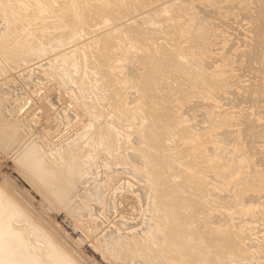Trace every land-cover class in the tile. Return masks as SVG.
<instances>
[{
	"label": "bare ground",
	"instance_id": "bare-ground-1",
	"mask_svg": "<svg viewBox=\"0 0 264 264\" xmlns=\"http://www.w3.org/2000/svg\"><path fill=\"white\" fill-rule=\"evenodd\" d=\"M93 1L94 0H0V150L8 155L12 167L18 169L19 174L21 173L25 178L24 180L28 181L30 186L32 185V188L34 187V189L39 192L37 193L35 191L37 194H40V197H43L44 202H46L45 200L47 199L54 202L56 201L60 209L64 210V212L76 223L78 222L77 214L80 212L83 213L82 216L85 215L88 217L91 214L100 215L102 213L103 203L108 198L107 191L111 189V184L114 185L118 182V180L114 178L116 181L113 183L114 179L111 178L112 176H115L117 179L123 177H125V179L126 177L131 179L132 184L130 183V185H132V189L138 193L137 195L140 196L142 202L139 221L126 222V217H124V222L123 220L121 222V225L125 227L123 228L120 226V222L110 220L107 228L105 230L103 229L104 231L102 230L103 234H108L107 232H110L108 236L102 234V237L105 236L104 239L112 235V242L109 239L110 236L108 238L110 244L107 243L108 246L105 247L103 245L102 250L104 251L106 249L111 257L115 255L117 257V264H210L214 262L216 264H257L258 258L264 259V235L262 239L258 237L256 242H251L249 244L243 241L240 235L244 233V227L250 222L251 217L253 220L254 212L251 210V207L253 206L254 209V205H257V203L260 205V201L258 202V199H260L259 197L255 198L256 195L246 197L247 195L245 194V196L243 193H246L252 188L250 187L251 185L249 186V184H252L251 182L246 185L248 183L247 179L251 180L249 178V172L252 171V173L258 175H260L259 173L264 174V168L260 169L261 167H258L262 165V167H264V153L263 155L261 153L258 155L259 151L264 150L263 145V149L261 148L262 150L259 149L258 151V148H260L264 142L261 143L259 141L260 139H257L261 135V139L264 140L262 138V135L264 137V128L263 126L261 127L262 122L258 124L255 121L257 126L260 125L259 130H262L260 132H263V134H258L257 140L252 136L253 134L255 135L257 131L254 132V130H251L254 133L251 132L252 134H250L249 131V133H247L252 136V138L248 136L247 142L248 139H253L255 141V143L253 141L255 144H253V146L254 149L255 147L257 148V157L254 152L256 149L254 150L252 148L254 151H252V155H250L248 152L249 149H247L248 151L245 149L246 144L244 140L240 138L245 135V133H243L244 135L242 136L241 131L247 132L243 129H247L248 126L243 128L237 127V134H234L235 130L233 126L230 128L234 131L228 129V125L232 124L229 123V121H231L230 118L233 116L232 113L230 114V112L228 113L224 110L223 112H217V110L211 112L206 109L210 108L209 106L204 105L205 103H201L200 105L205 106V110H202V106V109L198 110L200 105L196 108L200 113V118L213 114L219 117V119H217V117L215 118V120H219H216V124L212 122L214 127L212 128L213 134L211 138L206 136L208 139L203 138L204 141L202 143H199V141L197 142V139L192 136V134H198V130L202 131V127L194 128V126H185L182 124L181 119H178L182 116L177 115L178 117H176L175 115V111L180 104H182V106L179 108L182 109L184 113H190V110L187 109L191 107L185 106L183 108V105L184 101L187 100L188 89L191 83L194 85L196 83H207V85L210 82L214 83L208 91H206L205 86H202L205 92L203 98H207L208 100L212 99L213 97H210L214 96V94L218 97L217 94L219 93H233V88L231 87L233 82L230 81L227 74L234 73L233 70L236 69L234 68V63L236 61L234 58H231L227 50L224 53L215 55V59L212 60L211 56L215 52L212 50L213 48H211L212 46L209 42L210 35L203 30L200 25L203 22L209 23V19L205 16L210 15L208 13L206 15L205 12H208L211 5L216 6L217 4L218 7V4H220L221 7L225 5L230 8L234 5L236 6L237 4L235 3L238 1L241 2L242 0H230L228 3H224V0H192L193 3L199 1L204 5V7L202 5L200 6L199 11H195L194 8L191 11L192 13H190L192 9L191 7L189 8L190 5L185 6V3L176 2L178 0L170 2H168V0L167 4H165L166 1L162 3L164 2L162 0H126L124 3H122L121 0H105L103 4H95ZM160 1H162V5ZM253 1L259 2L258 4H263L264 2H262V0ZM157 2L160 3L156 6L160 11L159 14L156 15L150 12L149 15L143 16L141 12L138 14V17H136L135 22L125 23L126 16H130L131 13L137 14L138 8H146L147 5L151 6ZM248 2L244 4H249ZM250 2H252V0ZM196 4L193 5L196 6ZM241 4L242 3H240V5ZM208 6L209 8H207ZM252 6L254 5L252 4ZM255 6V8H257L259 5L255 4ZM196 7L199 8V5ZM214 8L216 12L219 11L216 7L210 8L211 11H214ZM232 9L233 8H231V10ZM239 9L242 11L240 7ZM235 10L233 9V14ZM180 11H187L188 13L185 24L186 27H182V23L177 19V15ZM246 12V15L250 13H253V15L255 14L253 11L248 13L249 10ZM262 14L264 15V13ZM80 15H84L83 19L80 18ZM232 15L230 17H232ZM243 15L246 16L245 12ZM59 16H64L65 19H61ZM261 17L263 16H259V21L258 19L256 20L260 24L264 23L260 22ZM213 18H216V20ZM213 18L210 19H213L215 23L213 24L212 21V25H218L216 21L219 18L216 16ZM226 19H228V17ZM61 21L65 23L74 22V27L72 28L75 30H80L85 27V25L90 27L92 24L97 26H108L110 27L109 31L113 34L111 37H108L107 34L101 35L99 38L90 42L87 48H78L74 50V52H78V55L73 54V61H66L67 65L66 63L64 64V69L67 71L68 75L66 78L62 77L63 80H59V82L64 87L65 91L69 93H66L68 98L70 95L73 99V106H75L74 108L71 105L73 109H77L83 115H85L87 111L90 117V123L87 124L85 130L78 133V135H80H77V138H80L79 140H77L75 136H70V140L63 146H59V138H52L51 134L46 133L45 129L43 130L46 123L44 118L37 115L39 121L36 120L37 124H35L32 122L31 118L33 112L31 114H28V111L24 112L27 108L25 105H28L26 104L28 101L25 100H28V97H24L26 92L23 93V90H21L22 88H19L20 86L16 87V85L19 84H16L17 81L15 80L16 68L24 67L28 63H33L36 58L49 52L54 44L63 37L65 29L64 26L59 25ZM221 22L220 24L223 23ZM254 24H256V22ZM254 24L253 26L256 27L257 24ZM262 25L263 24H261V26ZM137 27L139 28L137 29ZM150 27L158 29L157 36L152 37L145 34ZM190 27H192V29H189ZM219 27L221 26L219 25ZM124 29L130 30L128 37L133 39L128 44L120 43V45L125 47L126 55L122 49H120L121 51H117L119 48L116 49L117 44L115 42L119 38V33ZM254 30L256 31L257 29L253 28V30L249 31L253 32ZM225 32L221 35L226 37L229 42L234 32H231L232 36L224 34ZM257 33L258 32H256V34ZM256 34H252L253 36L255 35L254 38ZM249 35H247L248 39L250 38ZM259 35L262 36L261 34ZM238 37L240 36L238 35ZM236 39L237 38H235V40ZM251 39L250 41H252ZM247 40L245 42L246 44L249 41ZM101 41H103V43ZM135 41L137 42L135 43ZM155 41L158 42L156 47L151 44V42ZM233 43H235V41ZM249 43L251 44V42ZM260 44L264 45V42ZM257 45H259L258 42ZM257 45L255 44V46ZM136 46L142 47L139 49ZM244 46L246 47L245 44ZM248 46L250 45H247V47ZM258 47L255 49H259ZM170 48L177 49L178 54L175 56L168 50ZM249 48L251 47H248V50ZM157 50L161 51L159 52V58L157 57ZM237 50L238 48L236 47L235 51ZM197 51L201 52L200 55H197ZM258 52L260 53V50ZM263 52H261L260 56ZM234 53L235 52H233V54ZM247 54H245V56ZM169 55L171 57H169ZM248 56L245 59H247ZM255 56L253 55V59L256 58ZM249 57L251 58V56ZM132 58H136L135 61L140 62L141 65L139 66H142L143 69L139 70V66L135 67L131 65L129 59ZM243 58L241 56L242 61ZM165 59L166 61H164ZM209 59H211V61ZM242 61L241 64L243 65ZM110 62L113 64H110ZM252 62L253 61H251L250 64L253 67L255 65L254 63H258L259 61ZM262 63L263 62H261V65ZM114 64L120 67L119 73L114 71ZM125 65L134 70L136 83L139 84V87H137L135 91H130V93L136 96L131 105L126 103V100L130 96L129 90L126 88L124 91H119L117 87L118 80L121 85L123 81L131 82L129 80L134 79H126L123 77L122 72L126 69ZM237 65L239 66L240 64ZM258 66L262 67L260 65H257V69L254 67L255 74L256 70L259 72ZM208 68H211L215 74H208ZM263 68H261V76L263 74L262 71H264L262 70ZM161 69L162 71L159 72ZM193 69H195L196 72ZM192 70L194 73L187 75V72ZM41 72L43 74V71ZM23 73L26 75L29 71L25 70ZM218 73H223V75L218 76ZM40 76L42 75L40 74ZM29 77L30 73L27 74L25 83L29 84V87H31L32 80H29ZM43 77L45 78V76ZM254 78H256V76L252 79ZM101 79H107V81H109L108 89L101 87ZM153 79H155V81ZM261 79H264V77L259 78V82H257L256 79L254 80L257 84L263 82ZM156 82L158 84L155 86ZM251 82H253V80ZM256 84L253 85L255 87L259 85ZM33 87L34 86H32V88ZM255 87H250L252 90V92L250 90V94L254 93V90L257 88ZM261 88L263 89V87ZM259 91L261 90L259 89ZM234 93H236V88ZM260 93L261 92H259V94ZM14 94L18 96V98H15L17 99L16 101L13 99ZM231 95L232 94H229V96ZM258 95L256 94L255 97L257 96L259 100L264 96L261 95L260 98ZM216 96H214L215 99ZM71 98H69L70 101ZM229 98H231V101L234 100V97H228V99ZM217 99L219 100L220 96ZM224 99L222 98V100ZM251 99H253V102L258 100L256 98L254 99V97ZM259 100L257 102L258 107H260L259 104H262ZM57 102V98L54 97L51 106H49L50 110L53 106L57 107L55 111L56 115L53 116L52 111L46 110L45 117L54 121L56 128L60 129L62 126H66L68 122V120H63L66 118L67 110L65 111L66 108H63L64 110L62 109L65 105L59 107ZM207 104L209 103L207 102ZM69 105L70 103L68 106ZM244 105L246 106V104ZM250 105H252V103ZM138 106L140 108L137 109L136 115H138V119L141 120V123L139 125L131 121H126V123H124L122 115H127L128 120H132L134 115L132 110ZM255 106L256 104L254 107ZM105 108L114 109L113 113L107 117V126H115L121 129V134L115 140L111 141V131L107 128L106 130L96 131L92 133V136L85 138L87 134L89 135L94 128L99 126L96 116H100ZM262 108L264 109V107ZM262 108L260 107V109ZM245 109L246 115L248 116L247 110L249 107L247 108L246 106ZM253 109L254 108H252V110ZM78 111L75 110L74 113ZM257 112L256 114H258ZM244 113H242V115ZM260 113L262 114V111H260ZM252 115L249 117H252L253 120L255 114L253 115L254 117ZM249 117L248 119L251 120ZM257 117H255L256 120ZM259 117L262 119L261 115ZM242 119L246 120L247 118L243 117ZM248 119L247 121L250 125L252 120L249 121ZM148 120H151L152 123L153 128L151 131L147 129L142 132L132 127H141L142 122H149ZM127 122L130 125H127ZM226 126H228V128ZM215 127H221L222 129L218 131ZM250 129L251 128H249V130ZM210 133L208 134L210 135ZM81 134L83 135L81 136ZM177 134H179V138L173 139L172 137ZM202 134L200 132L199 135L201 136ZM128 136L134 138L133 145L126 148L114 147L115 144L118 145L126 140ZM144 140H148L150 144L149 149L143 147ZM251 140L249 142H252ZM257 141L261 143L260 147L256 146V144H259ZM101 143H106L110 146V150L105 152L106 156L104 152L100 154L96 153V150L101 147ZM230 143L235 144L239 150H227V145ZM248 146L252 147V144L250 143ZM146 153L152 154L153 157H148ZM253 154H255V158ZM144 157H147L148 160L146 163L142 164L144 162ZM101 165L104 166L103 171L108 170L106 174L98 172L99 170L95 168V166H99L100 168ZM225 165L228 167L243 168L239 171V183L228 184L226 187H222V181L216 182V184L211 182L212 184L214 183L215 186H212L210 183L211 186L209 190L207 187L209 182L206 180V174L204 172L207 171L208 168L209 172H213L212 175L217 177L220 173H223L224 175L222 176L224 177L225 173L222 172V167ZM100 169L102 170V168ZM94 170H97V172ZM201 174L205 175L200 176ZM255 176L257 177V175H254V177ZM262 177H264V175ZM260 179H262L260 180L262 182H257V187L253 188L258 192L263 191L264 193V190H262L264 189V178L260 177ZM110 180L112 182H109ZM131 180L127 182L129 183ZM9 181L12 182L10 178H0V264H77L75 262L76 259L73 261L69 254L66 255L67 253H65L63 247L61 249L59 243H57L58 246L55 245L53 248H51V245L46 246L49 242L52 244L54 237L52 238L46 234V232L48 233L49 231H47L46 225L42 223V219L40 220L39 218L41 214H36L34 218H31L32 216L29 212H32V210H30V207H28L30 211L24 207L23 199L21 200L22 203L18 201L17 198H19V196L17 195L19 194L15 195L17 198L12 196ZM107 183H110V185L108 184L110 189L109 187L105 188V184ZM17 184L18 183H16V186ZM237 184H240L242 187H238ZM125 186L126 185L123 187ZM219 187V190L225 192V194L221 192L222 195H218L216 192L206 193L204 191H211L213 188L217 189ZM258 188L260 190H258ZM18 191L17 193H19ZM123 192L125 191L123 190ZM260 194L257 195L260 196ZM26 197L29 199L31 198L32 201L30 194ZM40 197L39 201H41ZM27 198L25 200L26 202ZM137 198L138 197H136V200L139 199ZM83 200L84 203L82 202ZM85 201L87 202L85 203ZM136 202L138 203V201ZM34 205H37V203H34ZM111 205L113 204L111 203ZM244 206H248L246 209L247 212L245 213L247 217L244 219L240 218L241 221L238 219L239 222H235L238 221L237 218L242 216H238L237 214L240 212L241 207ZM39 207H41V205ZM35 208L37 207L35 206ZM112 211L114 210L109 209L108 212L110 213ZM254 211L256 214V210ZM249 212L253 214L250 215ZM261 213H263V211ZM111 214L112 213H110V215ZM99 217L100 221L101 219L104 220L101 216H98V218ZM86 219L84 220L86 221ZM162 222L164 223L162 224ZM85 224L86 223H84V225ZM92 226L90 225L89 227L91 228ZM161 227L167 230L168 234L162 235L160 233ZM81 229L84 230V226ZM87 229L86 231L89 233L90 230L89 228ZM91 229H93V227ZM91 236L93 235H90V237ZM168 236L173 237V239L170 241ZM93 237L91 239H93ZM100 238L99 236L98 239ZM193 245L199 246L200 251L192 253L190 247ZM211 257H213V259ZM208 258L209 261L207 260ZM162 260H164L163 263Z\"/></svg>",
	"mask_w": 264,
	"mask_h": 264
},
{
	"label": "rangeland",
	"instance_id": "rangeland-1",
	"mask_svg": "<svg viewBox=\"0 0 264 264\" xmlns=\"http://www.w3.org/2000/svg\"><path fill=\"white\" fill-rule=\"evenodd\" d=\"M122 1V3H124V2H126V0H121ZM162 1H164V2H162ZM162 1H160V3L162 2V3H165V1H166V3L165 4H167L168 2H170V1H173V0H162ZM168 1V2H167ZM230 0H224V3H228ZM249 0H242L241 2L240 1H238V2H236L235 4H237L236 6L234 5V6H232V7H230V8H228L227 6H225V5H223L222 7L220 6V4H218V7H217V4H216V6L215 5H211L210 6V8L212 9L213 7H216L217 8V10H219V11H217L216 12V9L214 8V11L212 10L211 11V9L209 8V6L207 7V8H209L210 9V11H209V9H208V12H205L206 13V15H207V13L210 15V16H205V17H207V19H209L208 21H209V23H207V22H203L201 25H200V27L203 29V30H205L209 35H210V38H209V42H210V45L212 46L211 48H213L212 50L215 52L214 54H212V56H211V58H212V60H214L215 59V55H219L220 53H224L226 50L228 51V54L231 56V58H234L235 59V66H234V68H236L235 70H233L234 71V73L233 74H227V76H228V78L230 79V81H232L233 82V85L231 86L232 88H230V89H232V92L233 93H231L230 91H228V92H230V93H227V92H225V94H222V93H219V94H217L218 95V97L220 96V99L218 100L217 98V96L214 94V96H216V99H215V97L214 96H211L210 98H212V99H207V98H203L204 97V88H202V86H205V88H206V91H208L213 85H214V83H212V82H210L208 85H207V83H196L195 85L193 84V83H191V86H190V88L188 89V94H187V100H185L184 101V105H183V108L185 107V106H190L191 108L190 109H187V110H190V113L189 114H186V113H184L183 112V110L182 109H180L179 107H181L182 106V104H180L179 105V107H178V109H176V111H175V115H176V117H178V116H182L181 118H178V119H181V122H182V124L183 125H185V126H194V128H200V127H202L201 128V130L203 131H200V130H198L199 131V133L198 134H192V136H194L196 139H197V142L199 141V143H202L203 141H204V139L206 138V139H208V137L209 138H211V136H212V128L214 127L213 126V124H212V122L213 123H215L216 122V120L217 119H219V117L217 116V115H215L214 116V114L213 115H208V116H206V117H202V118H200L199 117V115H200V113H199V111H197V109L196 108H198V106L201 104V103H205L204 105H207V106H209L210 108H206V109H208V110H210L211 112H215L216 110H217V112L218 111H222L223 112V110L224 111H227L228 113L230 112V114L232 113L233 114V116H232V118H230L231 119V121H229V123H232V124H229L228 126H229V128H228V126H226L228 129H230V130H232V128H230L231 126H233V129L235 130H232V131H234V134H237V132H236V129H237V127H245V126H248L247 127V129L245 128V129H243L244 131H247V132H243V131H241V135L243 136L244 134L243 133H245V137L243 136V137H240L241 138V140H244V142H245V146H246V150L247 149H249V153H250V155H252V151H254L255 149V154H256V156H257V153H256V151H257V148L255 147V149H254V146H253V144L255 143V141L252 139H250L252 142H249L250 140L248 139V142H247V138H249L248 136H250V138H252V136H253V138H257V136H258V134L260 133V134H263V132H260V131H262V130H259L260 128V125H258L257 126V124L256 123H260V122H262L261 124V127L263 126V128H264V112H263V108L262 107H264V105H263V98H264V96H262L263 98H261L260 96L261 95H264V93H263V91H264V79H261V81H263V82H261V83H257V84H259V85H257L256 84V82H255V80L254 79H256V81L257 82H259V78H263L264 77V71H262V76L260 75V73H261V68H263V66H264V45H261L260 43H262L263 44V42H264V28H263V26H264V23H261V24H263L262 26H261V24L260 23H258V21H259V16H263L264 17V15L262 14V13H264L263 11V9H264V6H263V4H264V0H262V2H263V4H258L257 3V1H253L252 0V2H248ZM105 2V0H94L93 1V3H95V4H103ZM176 2H179V3H185L186 5L185 6H189V8L191 7L192 9L190 10V13H192L191 11L194 9L195 11H199V9H200V6L202 5L201 4V2H195V3H193V1L192 0H178V1H176ZM249 3V4H244V3ZM255 2V3H254ZM159 2H157V3H155V4H153V5H151V6H146V8H143V7H141V8H138V12H137V14H130V16H126V18H125V23H127V22H135L136 21V17H138V14L139 13H141V15H143V16H146V15H149V13L150 12H152L153 14H159L160 13V11H159V9H158V7H156V6H158L159 4H160ZM162 3H161V5H162ZM197 3V4H196ZM200 3V4H199ZM240 3H242L241 5H240ZM73 4H75V3H73ZM196 4V6L197 5H199V8L198 7H196V6H194V5ZM252 4L254 5V6H252ZM255 4H257V5H259L257 8H255L256 6H255ZM76 5V4H75ZM160 5V6H161ZM193 5V6H192ZM238 5H239V7L242 9L243 7V9H242V11L239 9V7H238ZM245 5V6H244ZM246 5H248V6H246ZM262 5V6H261ZM203 7H204V5H202ZM206 6V5H205ZM245 7H246V9H245ZM261 7H263V8H261ZM202 8V7H201ZM231 8H233L234 10H235V13H237V14H233V9L231 10ZM254 8H255V10H256V12L258 13H256L255 12V10H254ZM260 8V9H259ZM139 9H140V12H139ZM250 9H251V11H250ZM245 10V11H244ZM249 10V12L248 13H250V12H254L255 14L253 15V13H250V14H252V15H250V14H248V15H246V11H248ZM258 10V11H257ZM221 11H222V13H221ZM237 11V12H236ZM245 12V15L247 16H244L243 14H244V12ZM260 11H261V14H260ZM215 12V13H214ZM243 12V13H242ZM212 13H213V15H212ZM221 13V14H220ZM188 13H187V11H180L179 13H178V15H177V19H179L180 20V22L182 23L181 25H182V27L184 26V27H186V20H187V17H188V15H187ZM217 14V15H216ZM234 16H233V15ZM260 14V15H259ZM221 17H220V16ZM224 15H225V17L227 18L228 17V19H226L225 17H224ZM232 15V17H230ZM236 15V16H235ZM244 17H243V16ZM83 16L84 15H80V18L81 19H83ZM192 16V15H191ZM212 16V17H211ZM214 16H216L217 18H219V19H217V21H216V23L218 24V25H212V21H213V19L214 20H216V18H213ZM240 16V17H239ZM249 16V17H248ZM252 16V17H251ZM257 16V17H256ZM61 19H65V17L64 16H59ZM263 17H261V19H260V22H264V18ZM211 18H213L212 20H210ZM224 18V19H223ZM258 19V21H256ZM223 22H221V21ZM211 21V22H210ZM218 21H220L222 24H220V22H218ZM251 22H252V26H253V24L256 22V24L258 23V24H260V25H258L257 24V26L259 27H252L251 26ZM226 23V24H225ZM213 24H215L214 23V21H213ZM226 25V26H224V25ZM227 24H229V25H227ZM256 24H254V25H256ZM60 26H64V29H65V32H64V35H63V37L62 38H60V40L57 42V43H55L54 44V46L51 48V50L49 51V52H47V53H45L43 56H41V57H38V58H36L34 61H33V63H28L26 66H22V67H18V68H16V72H15V80L17 81L16 82V84H19V85H16V87H18V86H20L19 88H22L21 90H23V93L24 92H26V95L24 96V97H28L27 99L28 100H25V101H28L26 104H28V105H25V107H27L25 110H24V112H27L28 114L30 113H32L33 114V116H32V114H31V118H32V122L33 123H35V124H37V122H36V120H38L39 121V118H38V116L40 115L41 116V118H44L45 119V121H46V123H45V126L43 127V130L45 129V132L46 133H48V134H51L52 135V138H59V142H60V144H59V146H63L66 142H68L70 139H69V137L70 136H75L76 138H77V135H78V133H80L81 131H83V130H85V128H86V126H87V124H89L90 123V117H89V114L87 113V111H86V114L85 115H83L82 113H80L77 109H73V107L75 108V106H73V99L70 97V95H69V98H71V101H70V99L68 98V95L67 94H69L67 91H65V89H64V87L61 85V83L59 82V80H63L62 79V77H65L66 78V76L68 75V73H67V71L64 69V64L66 63V61H69V62H71V61H73V59H74V56H73V54H75V55H78V52H74V50H76V49H78V48H87L88 46H89V43L90 42H92L93 40H95L96 38H99L101 35H104V34H107V36L108 37H111L113 34H112V32H110L109 31V29H110V27H108V26H103V25H100V26H97V25H95V24H92V26H90V27H88V26H86L85 25V27H83V28H81L80 30H75V29H73L72 27H74L73 25H74V22H69V23H65L64 21H61V23L59 24ZM219 25L221 26V27H219ZM76 26V25H75ZM251 26V27H250ZM260 26H261V28H260ZM250 27V28H249ZM139 27H137V29H138ZM252 28V29H251ZM253 28H255V29H257L256 31H255V33H254V31L252 32V31H249V30H253ZM189 29H192V27H190ZM263 29V30H262ZM261 30V31H260ZM109 31V32H108ZM225 31H227V32H225ZM259 31H260V33H259ZM158 32V29L157 28H154V27H150L149 28V30H147L146 32H145V34L147 35V36H152V37H155V36H157V33ZM223 32H225L224 34H226V35H230V36H232V33L231 32H234L235 33V36H234V33H233V36L232 37H230V44H229V42L227 41V39H226V37H224V36H222L221 34L223 33ZM256 32H258L257 34H256ZM130 33V30L129 29H124L121 33H119V38L117 39V41H115L116 42V44H117V46H116V49H118L119 48V50H117V51H121L120 49H122L123 51H124V53H125V55H126V52H125V47L124 46H122V45H120V43H125V44H128V43H130L133 39L132 38H129L128 37V34ZM237 33V34H236ZM263 33V34H262ZM250 34V35H249ZM252 34H256V37L254 38V36L252 35ZM259 34H261L262 36H260ZM238 35L240 36V37H238ZM247 35H249L250 36V38L248 39V36ZM253 36V37H252ZM233 37H234V39H233ZM235 38H237L236 40H235ZM252 38V39H251ZM254 38V39H253ZM263 38V39H262ZM249 41H248V40ZM250 39L252 40V41H250ZM246 40L248 41L247 42V44L245 43L246 42ZM256 42H255V41ZM162 41H164V40H162ZM165 41H166V39H165ZM235 41V43H233ZM243 41H244V44L246 45V47H247V45H250V46H248V47H251V48H249V50H248V47H247V49H246V47L244 46V44H243ZM261 41V42H260ZM102 43H103V41H101ZM106 42V41H105ZM137 41H135V43H136ZM249 42H251V44L249 43ZM253 42V43H252ZM257 42H258V44L259 45H257ZM158 42L157 41H155V42H151V44L152 45H154L155 47H156V44H157ZM255 44L257 45V46H255ZM227 45H228V47H227ZM134 46V45H133ZM259 46V47H258ZM260 46H261V48H260ZM137 48H141L142 46H136ZM236 47L238 48V50L237 51H235V49H236ZM256 47H258L259 49H255ZM234 48V49H233ZM150 49V48H149ZM231 51H230V50ZM169 51H171L175 56L178 54V50L177 49H172V48H170V49H168ZM240 50V51H239ZM251 50V51H250ZM254 50V51H253ZM260 50V53L258 52ZM73 51V52H72ZM158 52H157V57L159 58L160 57V55H159V52H161L160 50H157ZM174 51H176V52H174ZM232 52V53H231ZM233 52H235L234 54H233ZM239 52V53H238ZM242 52H243V54H242ZM261 52H263L262 53V55L260 56V54H261ZM197 55H200V51H197ZM231 53V54H230ZM236 53H238V54H236ZM248 53V54H247ZM252 53V54H251ZM258 53H259V55H258ZM99 54V53H98ZM241 54V55H240ZM245 54H247L246 56H245ZM250 54V55H249ZM239 55V56H238ZM251 56V58L249 57V56ZM253 55L256 57V58H254V59H257V60H254L253 59ZM239 58H238V57ZM241 56H242V58H243V61H242V59H241ZM248 56V58L247 59H249V60H247V59H245L246 57ZM260 56V57H259ZM169 57H171L170 55H169ZM262 57H263V59H262ZM253 59V60H252ZM261 59H262V61H261ZM136 60V58H132V59H129V62H130V64L131 65H133V66H135V67H137V66H139V65H141V63L140 62H137V61H135ZM210 61H211V59H209ZM164 61H166V59L164 60ZM241 61H242V63H243V65L241 64ZM251 61H259L258 63L256 62V63H254L255 65L252 67V65L250 64V62ZM246 62V63H245ZM252 62V63H253ZM261 62H263L262 63V65H261ZM240 64L239 66H240V68H239V66L237 65V64ZM260 63V64H259ZM110 64H113L112 62H110ZM66 65H67V63H66ZM115 65V64H114ZM210 65V64H209ZM248 65V66H247ZM257 65H260V66H262V67H259L258 66V69H259V72L256 70V74H255V69H254V67L257 69ZM125 67H126V69L122 72V74H123V77L124 78H126V79H132V78H134L133 80H129V81H134V82H128V81H123L122 83H121V85H120V81L118 80V90L119 91H124L126 88L129 90V94H130V96H129V98L126 100V103L127 104H132L133 103V99H135L136 98V96L134 95V94H132V93H130V91H135V89L137 88V87H139V84H137L136 83V75H135V72H134V70L133 69H131L130 67H128V66H126L125 65ZM140 67V68H139ZM138 67V69L139 70H141V69H143L142 68V66H139ZM208 67H212V66H208ZM246 68V69H245ZM209 69V68H208ZM25 70H28L29 71V73H30V77H29V80H32V86H34L33 88H32V86L31 87H29L30 85L29 84H26L25 83V79L27 78V74H29V73H27L26 75L23 73ZM43 71V74H42V72L41 71ZM193 70H195V69H193ZM193 70L192 71H189V72H187V75H191V74H193L194 72H193ZM262 70H264V68L262 69ZM114 71L115 72H117V73H119L120 72V67H118L117 65H115V68H114ZM162 71V69L159 71V72H161ZM242 71V72H241ZM252 71V72H251ZM195 72H196V70H195ZM236 72V73H235ZM254 72V73H253ZM207 73L208 74H210V75H214L215 74V72L210 68L209 70H207ZM40 74L42 75V76H40ZM255 74V75H254ZM218 76H220V75H223V73H218L217 74ZM259 75H260V77H259ZM43 76H45V78L43 77ZM250 76H252V77H250ZM254 76H256V78H254V79H252ZM258 77V78H257ZM151 80H152V78H151ZM154 81H155V79H153ZM253 80V82H251ZM253 83V84H256L257 86V88L253 85V84H251V83ZM28 83H29V81H28ZM34 83V84H33ZM23 84V85H22ZM25 84H26V87H25ZM158 83L156 82L155 83V86L157 85ZM250 84V85H249ZM263 84V85H262ZM100 85H101V87L102 88H104V89H106L107 87H109V81H107V79H101V81H100ZM252 85V86H251ZM260 85H262V86H260ZM22 86V87H21ZM234 86V87H233ZM28 87H29V89H28ZM253 87H255L256 89L254 90V93L255 92H257V93H251L250 94V90H251V88ZM258 87H259V89L261 90V91H259V89H258ZM261 87H263V89L261 88ZM24 88V89H23ZM235 88H236V93H234L235 92ZM26 89H28V90H26ZM32 89V90H31ZM108 89V88H107ZM263 90V91H262ZM238 92H240V93H238ZM251 92H252V90H251ZM259 92H261L260 94H259ZM22 93V92H21ZM67 93V94H66ZM241 93H242V95H241ZM227 94V95H226ZM229 94H232L231 96H229ZM234 94V95H233ZM254 94V95H253ZM258 95L261 99V101L259 100V98H257V96L255 97V95ZM223 97H222V96ZM224 95H225V97H224ZM235 95H236V97H235ZM244 95V96H243ZM246 95V96H245ZM252 96V97H251ZM14 98V100L16 101L17 99H15V98H18V96H16V94H14V96H13ZM54 97H56L57 98V103H58V106L59 107H62L63 105H65L64 107H62V109L63 108H66L65 109V111H66V118H64L63 120H68V122H67V124H66V126L64 125V126H62L60 129H57L56 128V126H55V123H54V121H52V120H50L48 117H45L46 116V110H49V111H52V114H53V116H55L56 114H55V111H56V109H57V107L56 106H53L52 108H51V110H50V108H49V106H51V102H52V99L54 98ZM227 97V98H226ZM228 97H234L233 99L235 100H232L231 101V98H229L228 99ZM245 97V98H244ZM254 97V99L256 98V99H258L259 100V102H262V104H259V106L262 108V109H260V107H258V100H256V102H255V104H256V106L254 107V102H253V99H251V98H253ZM208 98H209V96H208ZM222 98L224 99V100H222ZM236 98V99H235ZM249 98V99H248ZM228 99V100H227ZM238 99V100H237ZM68 100H69V103H70V105L68 106ZM218 102H220V103H218ZM220 100H222V101H220ZM250 100V101H249ZM216 101V102H215ZM234 101V102H233ZM18 102V101H17ZM23 102H24V100H23ZM207 102L209 103V104H207ZM213 102V103H212ZM252 103V105H250ZM219 106H218V105ZM244 104H246V106H247V108L249 107V109L247 110V112H248V116L246 115V106L244 105ZM73 107H72V106ZM204 105H200V107L198 108V110H200V109H202V107H203V109L202 110H205L204 108H205V106ZM250 105V106H249ZM72 108H71V107ZM202 106V107H201ZM71 109H70V108ZM214 109H213V108ZM224 107V108H223ZM239 107V108H238ZM241 107V108H240ZM140 107L138 106L137 108H133V110H132V112H134V115H133V119L132 120H128V116L126 115H122V117H123V122L124 123H126V121H131L132 123H136V125H139L140 123H141V120H139L138 119V115H136V111H137V109H139ZM194 108H195V110H194ZM216 108V109H215ZM226 108V109H225ZM252 108H254L253 110H252ZM256 108V109H255ZM258 108V109H257ZM220 109V110H219ZM245 109V110H244ZM64 110V109H63ZM72 110H73V112H72ZM78 111V112H75L74 113V111ZM255 110V111H254ZM259 110V111H258ZM113 111H114V109L113 108H105L104 109V111H103V113L100 115V116H96V118H97V120H98V122H99V126L97 127V128H94L92 131H91V133H89V135L87 134L86 135V137L85 138H87L88 136H92V133H94V132H96V131H101V130H106L107 128H109L110 129V131H111V135H110V140L111 141H113V140H115L120 134H121V129H119V128H117V127H108L107 126V123H108V121H107V117L110 115V114H112L113 113ZM258 111V112H257ZM260 111H262V114H263V116H262V114L260 113ZM216 112V113H217ZM245 112V113H244ZM250 112V113H249ZM254 112V113H253ZM256 112L258 113V114H256ZM35 113V114H34ZM68 113V114H67ZM72 113H74V114H72ZM215 113V114H216ZM242 113H244L243 115H242ZM80 114V115H79ZM249 114H255V117H257L258 115L260 116L261 115V117H262V119L260 118H258L257 117V120L255 119V117H254V119L252 120V117H249V116H251V115H249ZM38 115V116H37ZM75 115V116H74ZM178 115V116H177ZM242 117H241V116ZM257 115V116H256ZM29 116V115H28ZM239 118H238V117ZM70 117V118H69ZM73 117V118H72ZM75 117V118H74ZM217 117V119L215 120V118ZM230 117H231V115H230ZM243 117H245V118H247L248 119V117L249 118H251V120L253 121H251V120H249V121H251V123L253 124V123H255V121H256V126L254 127V125L255 124H251L250 123V125L248 124L249 122L247 121V119L246 120H244V119H242ZM241 118V119H240ZM240 119V120H239ZM259 119V120H258ZM96 120V119H95ZM260 120H262V121H260ZM35 121V122H34ZM149 122H142V126L141 127H138V126H132V127H134V128H136V129H138V130H140V131H142V132H144L145 130H147V129H149V131H151V129L153 128L152 127V123H151V120H148ZM217 121H219V120H217ZM235 121V122H234ZM242 122H246V123H242ZM217 123V122H216ZM215 123V124H216ZM242 123V124H241ZM60 124V123H59ZM127 125H130L128 122H127ZM252 126H253V128H252ZM206 127V128H205ZM208 127H210V128H208ZM235 127V128H234ZM258 127V128H257ZM225 128V127H224ZM226 128V129H227ZM249 128H251L250 130H249ZM255 128V129H254ZM204 129H206V130H204ZM208 129H210V130H208ZM215 129L216 130H218V131H221V127H215ZM256 129H258L259 130V132H258V130H256ZM238 130H239V128H238ZM242 130V129H241ZM251 130H254V132L255 131H257V132H255V135L253 134L252 136L250 135V134H252V133H254L253 131H251ZM250 132V134H247V133H249ZM196 132V131H195ZM200 132H201V136L199 135L200 134ZM211 132V133H210ZM252 132V133H251ZM204 133H205V136H204ZM208 133H210V135L208 134ZM257 133V134H256ZM83 134H81V136H82ZM247 135V136H246ZM78 136H80V135H78ZM206 136H208V137H206ZM254 136H256V137H254ZM75 138V139H76ZM173 139H177V138H179V134H177V135H174L173 137H172ZM200 138H201V140H200ZM204 138V139H203ZM244 138V139H243ZM262 138L264 139V137H263V135H262ZM80 138H77V140H79ZM215 139V138H214ZM261 143L262 142H264V140H262L261 139V135H260V137H258L257 138ZM256 139V140H257ZM133 140H134V138H131L130 136H128L127 138H126V140H124V141H122L120 144H118V145H114V147L115 148H126V147H129V146H131V145H133ZM246 140V141H245ZM262 140V141H261ZM253 141H254V143H253ZM259 141H257V143H259ZM249 143V144H247V143ZM144 144H143V147L144 148H146V149H149V147H150V144L148 143V140H144V142H143ZM250 143L252 144V147L250 148L248 145H250ZM261 143H259L258 145L256 144V146H258V147H260V144ZM101 145V147L100 148H98L97 150H96V153L97 154H100V153H103L104 152V154H105V152L106 151H108V150H110V146H108L106 143H101L100 144ZM210 145V144H209ZM255 145V144H254ZM264 144L262 143V145H261V147L260 148H258V151H259V149H263V146ZM263 146V147H262ZM75 147H76V145H75ZM252 148L254 149V150H252ZM235 150V151H237V150H239L238 149V147L235 145V144H228L227 145V150ZM261 149V150H262ZM264 150H262V151H259V153H258V155H260V153L263 155V152ZM253 152V153H254ZM103 154V155H104ZM255 154H253L254 155V158L256 157L255 156ZM146 155L148 156V157H150V158H152L153 156H152V154H149V153H146ZM105 156H106V154H105ZM229 156H231V155H229ZM258 157V156H257ZM74 160V159H73ZM147 160H148V158L147 157H144V162L142 163V164H144V163H146L147 162ZM212 160H214V159H212ZM12 163H11V160H10V158L8 157V155H6L5 153H4V151H2V150H0V178H10L11 180H12V182L11 181H9V183H10V187H11V192H12V196L14 197L15 195H17V194H19V195H17V196H19V198H17V196H15V198H17L18 199V201L19 202H21V200L23 199L24 201H23V205H24V207L27 209V210H29V208L28 207H30V210H32V212L30 211L29 213H30V215L32 216L31 218H34L35 216H36V214H41V215H39V218H40V220L42 221V223H44V225H46V228L48 229L47 231H49L48 233L46 232V234L48 235V236H50V237H54L53 239L54 240H52V244L50 243H48L46 246H50L51 245V248H53V247H55V245H57V243H59V245H60V247H61V249H62V247L64 248V250H65V253H67L66 255H70V258L74 261V259H76V263L78 264H117V262H116V260H117V257L114 255L113 257H111L108 253H107V251H106V249L103 251L102 249H103V245H104V247L105 246H108V244L107 243H109L110 244V241H109V239L111 240V242H112V235H110L107 239L105 238L104 239V237L105 236H103L102 237V234H103V232H102V230L104 229H106L107 228V225L110 223V220H116L117 222H120L119 224H120V226L121 227H123V228H125L123 225H121V222H122V220H123V222H124V217H126L125 218V220H126V222H134V221H139L138 219H140V214H141V207H142V202H141V199H140V196H138L137 194V192H135L133 189H132V185H130V183L132 184V180L131 179H128L127 177H126V179H128V180H126L125 179V177H123V178H121V179H117L115 176H112L111 178H115L116 180H118V182H114V181H116L115 179L113 180V179H111V180H113V183H115L114 185L113 184H111V189H110V183H107V184H105V188H108L109 187V189L110 190H108L107 192H108V198L106 199V201H104V203H103V209H102V213L99 215V214H97L98 216H101V218H103L104 220H102L101 219V221L99 220L100 219V217L98 218V216L97 215H90L89 217L88 216H82L83 215V213H78L77 214V216H78V222L76 223V222H74V220L69 216V215H67V213H65L64 212V210H62V209H60V206H59V204H57V202L55 201H52V200H50V199H47V200H45L46 202H44V199H43V197L41 198L40 197V194H37V193H39L38 191H36V189H34V187L32 188V185L30 186V183L28 182V181H26V180H24L25 178H24V176L20 173L19 174V171H18V169L16 168V167H12V165H11ZM103 165H101L100 166V168H102V170L99 168V166L97 167V166H95V168L96 169H98L99 171L98 172H102V173H105L106 174V172L108 171V170H104L103 171V169H104V166L102 167ZM263 166V165H262ZM262 166H258V167H261L260 169H262V168H264V167H262ZM15 168H16V171H15ZM243 168L242 167H238V168H236V167H228L227 165H225V166H223L222 167V172H224L225 173V176L223 177L222 175H224L223 173H220L217 177L216 176H214V175H212V173L213 172H209L208 171V168H207V171H205L204 173L206 174H204L206 177V180L209 182V185H207V187H208V189L210 190V186H211V182H214L215 184H216V182H219V181H222L223 182V186L222 187H226L228 184H235V183H239V181H240V174H239V171L240 170H242ZM101 170V171H100ZM18 171V172H17ZM95 172H97V170H94ZM254 172V171H253ZM250 173V179L251 180H249V179H247V181H248V183L246 184V185H248L249 184V182H251L252 184H249V186L250 187H252L249 191H245L246 193H243L246 197H251V196H254V195H256L255 196V198L257 197H259L260 199H258V202L260 201V205H259V203H257V205H254L255 207H254V209H253V206L251 207V210H253V212H254V214L253 213H250V215L251 214H253V220H252V217H251V219H250V222L244 227V233L243 234H241L240 236L242 237V239H243V241H245L246 243H251V242H256L257 240V238L258 237H260L261 239H262V237H263V235H264V193H263V191L262 192H258L255 188H253V187H257L256 185H257V182H262V181H260V180H262V179H260V177L261 178H264V177H262L264 174H262V173H259L260 175H258V174H254V173H252V171L251 172H249ZM248 173V174H249ZM5 175V176H4ZM20 175V176H19ZM203 174H201L200 176H204ZM254 175H257V177L255 176L254 177ZM3 176V177H2ZM7 176V177H6ZM22 176V177H21ZM260 176V177H259ZM21 177V178H20ZM110 177V176H109ZM253 177V178H252ZM23 178V179H22ZM214 178H215V180H214ZM257 178V179H256ZM110 179V178H109ZM217 179H218V181H217ZM222 179V180H221ZM254 179V180H253ZM256 179V180H255ZM13 180H15L16 181V183H18L17 184V186H16V183H15V181H13ZM109 181V182H112V181ZM124 180V181H123ZM131 180V182H127V181H130ZM246 180V179H245ZM259 180V181H258ZM4 181V180H3ZM27 182V183H26ZM122 182H123V184H122ZM255 182V183H254ZM122 185H121V184ZM125 183V184H124ZM127 183V184H126ZM211 183V184H210ZM212 184V186L214 185L215 186V184ZM254 183V184H253ZM13 184V185H12ZM109 184V185H108ZM120 184V185H119ZM124 185H126L125 187H126V190H125V187H123ZM130 185V186H129ZM219 185V184H218ZM259 185V184H258ZM13 186V187H12ZM19 186V187H18ZM119 186H121V187H119ZM129 186V187H128ZM237 186L238 187H242L240 184H237ZM21 187V188H20ZM115 187V188H114ZM117 187V188H116ZM131 187V188H130ZM262 187H263V185H262ZM20 188V189H19ZM25 188V189H24ZM32 188V189H31ZM115 190H114V189ZM124 188V189H123ZM264 188V187H263ZM128 189V190H127ZM131 189V190H130ZM220 189V187L219 188H213L211 191H206V190H204L206 193H210V192H216V193H218V195H222L221 194V192H223V191H220L219 190ZM19 190V191H18ZM24 190V191H23ZM25 190H26V192H25ZM34 190V191H33ZM123 190L125 191V192H123ZM134 192H133V191ZM254 192H253V191ZM258 190H260L259 188H258ZM262 190H264V189H262ZM17 191L19 192V193H17ZM20 191H22V192H20ZM37 193H36V192ZM109 191H110V194H112V195H110L109 194ZM13 192H15V193H13ZM24 192V193H23ZM29 192V193H28ZM111 192H113V193H111ZM121 192V193H120ZM20 193H21V195H20ZM125 193V194H124ZM133 193H135V194H133ZM224 194H225V192H223ZM252 193H254V194H252ZM260 194V196H258L257 194ZM263 193V194H262ZM26 194V195H25ZM30 194V197H32V201H31V198L29 199V198H27L26 196L27 195H29ZM223 194V195H224ZM250 194V195H249ZM23 195V196H22ZM32 195V196H31ZM110 195V196H109ZM137 195V196H136ZM11 196V195H10ZM21 196V197H20ZM122 196V197H121ZM134 196H136V197H138L137 199L138 200H136V197H134ZM22 197H24V198H22ZM39 197H40V200L41 201H39ZM10 198V197H9ZM26 198H27V202L25 201L26 200ZM109 198H110V200H109ZM261 198H263V199H261ZM43 199V200H42ZM113 201H112V200ZM108 200H109V202H108ZM261 200H262V202H261ZM35 201H37V202H35ZM136 201H138V203L136 202ZM140 201V202H139ZM161 201V200H160ZM36 204L37 203V205H34V203ZM42 204H41V203ZM83 203H84V200L82 201ZM87 201H85V203H86ZM113 204V205H111V203ZM22 203V202H21ZM28 205H27V204ZM32 203V204H31ZM43 203H44V205H43ZM59 206H57L56 204ZM261 203H262V205H261ZM105 204V205H104ZM109 204H110V206H109ZM137 204H138V206H137ZM33 207H32V206ZM41 205V207H39ZM116 205V206H115ZM27 206V207H26ZM35 206L37 207V208H35ZM259 206V207H258ZM113 207H116V208H113ZM140 207V208H139ZM54 208V209H53ZM248 208V206H244V207H241V209H240V212L237 214L238 216L239 215H242L243 216V218H242V216L241 217H239V218H237V220L239 219L240 221H241V219H244V218H246L247 217V215L245 214L247 211H246V209ZM60 209V210H59ZM108 209V210H107ZM109 209H113L114 211H112V212H110V213H112L111 215H110V213L108 212L109 211ZM260 209H262V210H260ZM116 210V211H115ZM250 210V211H251ZM254 210H256V214H255V211ZM259 210V211H258ZM111 211V210H110ZM263 211V213H261ZM36 212V213H35ZM104 212V213H103ZM108 212V213H107ZM140 212V213H139ZM252 212V211H251ZM44 213V214H43ZM115 213V214H114ZM259 213V214H258ZM108 214V215H107ZM137 214H139V215H137ZM35 215V216H34ZM43 215V216H42ZM136 215V216H135ZM216 215H219V214H216ZM257 215V216H256ZM259 215V216H258ZM40 216H42V217H40ZM91 216H92V218H91ZM112 216V217H111ZM138 216V217H137ZM81 217V218H80ZM109 217V218H108ZM123 217V218H122ZM44 218V219H43ZM86 218H88V219H86ZM106 218V219H105ZM131 218V219H130ZM241 218V219H240ZM84 219H86V221L84 220ZM93 221H92V220ZM120 219V220H119ZM128 219V220H127ZM135 219V220H134ZM96 220V221H95ZM239 220L238 221H235V222H239ZM88 221H89V223H88ZM92 223H91V222ZM82 224H80V223ZM88 223L87 225L85 224L84 225V223ZM99 223V224H98ZM102 223V224H101ZM106 223V224H105ZM161 223V222H160ZM164 222H162V224H163ZM77 224H78V226H77ZM92 226L93 227V229H91L89 226ZM118 225V224H117ZM75 226V227H74ZM80 226H81V228H83V226H84V230L86 231V229L87 228H89V233L87 232L88 231V229H87V231H86V233H85V231L84 230H82L81 228H80ZM87 226V227H86ZM95 226V227H94ZM103 230V231H104ZM83 233H84V235H83ZM95 233V234H94ZM98 233V234H97ZM108 234H106V233H104L103 235H106V236H108L109 234H110V232H107ZM160 233L162 234V235H166V234H168V231L167 230H164V228H162L161 227V229H160ZM49 234H51V235H49ZM52 235H54V236H52ZM86 235H87V237H86ZM90 235H93V236H91L90 237ZM95 236H96V238H95ZM99 236L101 237L100 239H98L99 238ZM57 237V238H56ZM84 237V238H83ZM93 237V239H91ZM86 238H87V241L85 242V240H86ZM103 238V239H102ZM81 239V240H80ZM168 239L171 241L172 239H173V237H171V236H168ZM94 240V241H93ZM99 240V241H98ZM108 242H107V241ZM101 241V242H100ZM53 242H55V243H53ZM61 242H62V244H61ZM98 244H99V246H98ZM58 246V245H57ZM95 246H97V247H95ZM101 248V249H100ZM191 248V251H192V253H197V252H199L200 251V248H199V246H196V245H193L192 247H190ZM63 250V251H64ZM83 251V252H81V251ZM212 259H213V257H211ZM78 259V260H77ZM192 260V259H191ZM208 261H209V258L207 259ZM164 262V260H162V263ZM148 264V263H147ZM210 264H216L215 262L214 263H210ZM225 264H233V263H225ZM257 264H264V259H261V258H258V262H257Z\"/></svg>",
	"mask_w": 264,
	"mask_h": 264
}]
</instances>
